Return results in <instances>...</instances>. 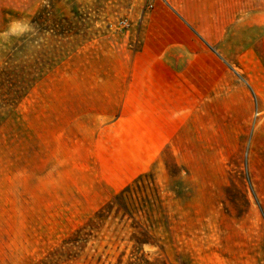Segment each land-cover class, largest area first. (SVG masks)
Here are the masks:
<instances>
[{
  "label": "rangeland",
  "instance_id": "rangeland-1",
  "mask_svg": "<svg viewBox=\"0 0 264 264\" xmlns=\"http://www.w3.org/2000/svg\"><path fill=\"white\" fill-rule=\"evenodd\" d=\"M159 8L198 18L211 56L264 35V0H0V264H264L260 85L183 125L120 99Z\"/></svg>",
  "mask_w": 264,
  "mask_h": 264
},
{
  "label": "crops",
  "instance_id": "crops-1",
  "mask_svg": "<svg viewBox=\"0 0 264 264\" xmlns=\"http://www.w3.org/2000/svg\"><path fill=\"white\" fill-rule=\"evenodd\" d=\"M158 10L142 19L140 49L133 54L127 86L123 83L127 91L123 89L120 99L139 102L142 116L152 117L154 124L158 125H166L168 111L172 113L169 124H177L174 119H178L180 125L192 117L199 120L200 115H186L183 111L186 108H203L206 100H227L238 92L245 100V83L259 84L264 100V35L235 57L227 55L221 43L217 48V40L214 39L211 56L206 53L202 40L205 27L198 24V18H189L182 8L175 12ZM222 16L225 15L220 12L212 14V29L214 33L218 32V40H221L222 29L227 26ZM227 21L229 26L230 16ZM154 110L158 113L154 114L155 117ZM144 146L162 147L153 141Z\"/></svg>",
  "mask_w": 264,
  "mask_h": 264
},
{
  "label": "trees",
  "instance_id": "trees-1",
  "mask_svg": "<svg viewBox=\"0 0 264 264\" xmlns=\"http://www.w3.org/2000/svg\"><path fill=\"white\" fill-rule=\"evenodd\" d=\"M37 20L38 17L36 15V17H34V19L32 20L33 24H37ZM124 193V191L122 192V194L120 196H122ZM118 205V210H122L124 211V213H126V210L123 208V206H121L120 204ZM126 264H171L169 261L167 260H159V259H150L147 256L141 255V254H132L128 261L126 262ZM179 264H183V263H179Z\"/></svg>",
  "mask_w": 264,
  "mask_h": 264
}]
</instances>
